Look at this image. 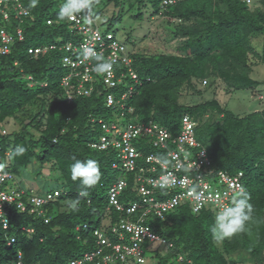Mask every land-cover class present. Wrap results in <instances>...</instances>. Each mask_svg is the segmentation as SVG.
<instances>
[{
	"label": "trees",
	"instance_id": "16d2710c",
	"mask_svg": "<svg viewBox=\"0 0 264 264\" xmlns=\"http://www.w3.org/2000/svg\"><path fill=\"white\" fill-rule=\"evenodd\" d=\"M127 1L130 0H92L96 10L92 12L94 22L96 17L104 16L108 6H113L116 11L107 20L104 31L111 32V25L122 22L125 14L122 8ZM21 2L29 15L21 22L13 19L11 22L23 29V40L13 42L10 52L0 56V126L14 116V120L20 121L21 129L6 131L5 135L0 133V162L10 161L9 168H0V172L13 176L3 186L15 181L20 187L23 179L17 180V177L26 171L31 161L36 160L40 167L50 162L56 171V187L43 191L29 183L20 189L25 191L26 199L33 190L36 194L58 192V196L54 202L42 207L47 223L41 216L16 210L14 205L6 207L10 227L8 230L0 227V264H16L18 253H22V264H67L80 255L74 252L78 249L76 246L83 248L82 255L96 248L91 231L101 223L108 188L117 179L114 175H122L110 168L111 151L89 147L100 131L99 127L90 124V117L110 118L111 109L105 107L104 101V94L109 90L102 85L103 74L92 72L91 95L73 96L69 100L61 84L69 70L58 60L61 53L49 46H61L69 41L76 43L77 35L69 29L66 19L58 17L55 0H35L34 6L33 0ZM160 2L133 0L135 12L131 17L138 22L143 20L144 14H148V18L163 17L168 25L173 24L174 36L186 41L173 54H145L137 49L147 37L131 41L128 48L125 42H129L130 35L127 34L123 42L114 36L131 57L139 82L127 103L132 106L138 121H151L172 136L179 133L183 116L195 121L197 115L201 117L209 112L204 123L196 124L194 137L206 151L208 169L212 172L243 173L242 184L251 197L253 218L246 232L222 241V251L212 238L210 229L215 218L209 210L193 214L188 206H180L164 220L147 224L157 235L171 240L177 248L176 253L185 254L189 264H264V110L239 117L216 100L195 106L178 102L182 87H191L193 80L206 78L208 68L232 90L252 89L257 85L249 73L255 64H264V9H250L246 0H179L168 6ZM258 3L264 6V0H258ZM131 7L128 5L126 12ZM48 20L53 22L46 23ZM176 20L179 21L177 24ZM200 25L203 29L195 28ZM257 36H261L259 52L251 42ZM122 70L115 67L116 78ZM78 81L79 77L70 78L71 90ZM131 83V79L125 77L111 89L113 95L118 90L114 95L116 100L124 92L123 85ZM215 113L220 117L213 119ZM32 129H36L37 139H34ZM17 145L24 146L26 152L23 156L13 157L11 152ZM141 151L161 154V150L150 146L141 147ZM73 158L94 159L101 171L100 181L87 189L89 195L80 198L75 210L66 204L63 207L62 203L63 200H75L81 190L79 181L71 179ZM125 176L131 183V176ZM137 199L128 188L119 197L122 204ZM109 216L116 220L119 213L111 209ZM77 225L79 230L75 231ZM22 227L32 231L25 232ZM11 239L14 240L12 243ZM111 240L114 241V237ZM163 250H156V264H177L175 254Z\"/></svg>",
	"mask_w": 264,
	"mask_h": 264
},
{
	"label": "built area",
	"instance_id": "2783aa9c",
	"mask_svg": "<svg viewBox=\"0 0 264 264\" xmlns=\"http://www.w3.org/2000/svg\"><path fill=\"white\" fill-rule=\"evenodd\" d=\"M161 5L168 6L179 0H160ZM249 3V0H246ZM29 11L22 6L21 0H0V56L7 55L13 42L22 41L24 32L21 26H13L11 19L21 22ZM90 16L92 23L86 17ZM68 27L78 41H69L61 46H49L51 50L61 53V66L69 70V74L62 79V85L67 98L73 96L89 97L92 93V68L95 61L88 60L81 63V53L84 47L92 48L100 53L106 61L113 62L111 73L103 74V83L109 92L104 94L105 107L111 109L110 118L90 117L89 122L100 129L97 140L90 142L89 147L97 151H111L110 168L122 173L108 188L106 194L105 213L108 221L102 220L98 228L93 229L96 248L82 257L70 260L67 264H147L146 244L165 247L173 255L177 264H187L185 256L176 254L174 243L160 237L149 226L148 220H164L165 216L180 206H188L191 213L198 214L202 210L216 212L223 203H228L235 197L239 186H243V173L234 174L225 171H209V161L206 151L199 146L194 137L195 121L185 115L181 118V128L177 135L172 136L167 130L151 121L143 123L133 115V108L127 102L135 93V84L139 83L137 73L132 67V59L125 46L118 42L112 32L105 33L95 24L89 10L76 14L74 19H66ZM46 23H52L48 20ZM39 50H34L38 52ZM30 52V50H29ZM70 62L65 63V59ZM115 67L123 68L119 77H115ZM71 77H79L73 90L69 87ZM129 77L132 81L118 100L111 92L121 81ZM31 79L30 77H28ZM205 83V81H203ZM75 93V94H73ZM1 135L6 130L0 126ZM151 138V141L148 140ZM151 147L161 150V154L168 156L170 165L162 168L154 159L156 155L145 154L142 148ZM8 155V153H7ZM167 172H172L176 183L168 188H160L152 181L157 180ZM131 176V183L126 176ZM13 176L0 172V223L3 230L9 228L8 210L6 207L15 206L22 213L41 216L46 223L42 207L54 202L58 192L36 194L30 191L25 198V191L17 186L7 188L4 182ZM193 186L197 193L190 195ZM128 189L138 198L122 204L119 197ZM199 195V200L195 198ZM114 209L119 217L114 223L110 211ZM107 221V222H106ZM108 223V226L106 225ZM85 227V226H84ZM30 232V231H29ZM114 237V241L111 238ZM157 247V246H155ZM16 264H22L20 260Z\"/></svg>",
	"mask_w": 264,
	"mask_h": 264
},
{
	"label": "rangeland",
	"instance_id": "374dc122",
	"mask_svg": "<svg viewBox=\"0 0 264 264\" xmlns=\"http://www.w3.org/2000/svg\"><path fill=\"white\" fill-rule=\"evenodd\" d=\"M55 1H56L55 9L60 8L62 0H55ZM132 1L133 0L127 1L125 6H123L122 8L123 13H125L122 22L115 23L110 27V31L121 42L125 40L127 34L130 35L129 42H127V40L125 42L128 48L131 46L130 45L131 41L133 40L136 41V39L141 38V36L147 37L146 38L147 40L145 39V41L142 42L143 44L139 46L137 52L145 53V54H157V53L173 54L177 47H180L185 43L186 41L185 38L174 36L173 24L168 25L163 19V17L150 16V18H148V14H144V18L141 22H138V20H135L133 17H131L132 15H134L135 12L133 7L134 4L132 3ZM130 4L132 5L131 10L126 12V9ZM248 5H250V9H255L257 7L262 10L264 9V6L258 3V0H249ZM55 9L53 8V10ZM94 11L96 10L93 5V7H91L90 9V12L92 13ZM105 11L106 12L104 16L96 17V21H95L101 31L106 30L107 20L110 19V17L116 11V9L110 5L108 6L107 9H105ZM146 12L147 11H145V13ZM178 22L179 21L176 20L175 24H177ZM195 28L199 30V29H203V26L200 25ZM251 42H252V46L256 48L257 52H259L261 36L253 37ZM254 70H255V75H254ZM251 71H253L252 77H254L257 80L264 81V65L260 64L257 65L256 68L252 67ZM207 74H208L207 77L204 79L193 80L191 87L189 86L182 87L183 90L180 92L178 99L179 104L187 105V106H195L205 101L216 100L222 107L227 108L234 115L242 117L245 113H249V111L254 110V108L256 107V104H253L252 101L257 99V101L259 102H264V90L258 91V89L255 90L253 88L250 90L248 89L244 91L241 90L238 92H232V87L229 84H227L225 80H222V78H218L216 75H214V73L211 72L210 68H208ZM203 80H206V83H203ZM123 86L125 91L127 89V85H123ZM117 91H114L115 96L117 95L116 93ZM209 116H210L209 112H206L201 117L197 115V117H194L195 123L197 125H200L201 123H204L209 118ZM218 117H220V115H217L216 113L213 115V119H216ZM14 118H15L14 116L9 117L8 119L5 120L4 122L5 125L2 124V126L4 125L3 128L7 131V133H10L12 131L18 132L21 129L20 121L14 120ZM105 118L107 120L109 119L108 117ZM25 123L29 124V122H25ZM43 123H45V120H43ZM31 132L34 139H37L39 135L37 134L36 129L34 130L32 129ZM98 134H101V132L98 131ZM0 164L4 165V167L1 169H7L10 166V161L9 159H5V161L0 162ZM209 171L212 170L209 169ZM120 176L117 174L114 175L115 178H118ZM54 177H56V171L54 168H52V164L50 162H47L43 164L42 167H40L38 162L36 160H33L30 162L26 171L17 177V180L23 179V182L25 184L31 183L32 185H34V187L38 186L39 187L38 189H41L43 191H50L52 188L57 186V183L54 181ZM23 182L22 184L24 185ZM5 186L7 188H12L13 186H15V181H11L7 183ZM62 203L68 205V201L66 200H63ZM215 213L216 212L212 213L214 218H215ZM262 218L264 221V213ZM154 220L156 219H150L148 220V222L153 221L154 223ZM106 225L108 226V223ZM215 245L220 251H222V242L219 243L215 242ZM76 247L78 249L75 250L74 252L80 254L79 256H77L78 258L82 256L83 248L81 249L79 248V246ZM159 248H163V247H160L159 245L156 244L149 246L148 244H146V249H147L146 261L148 262V264L157 263L158 259L154 256V254L156 250Z\"/></svg>",
	"mask_w": 264,
	"mask_h": 264
},
{
	"label": "clouds",
	"instance_id": "9594fccd",
	"mask_svg": "<svg viewBox=\"0 0 264 264\" xmlns=\"http://www.w3.org/2000/svg\"><path fill=\"white\" fill-rule=\"evenodd\" d=\"M34 4H35V0H33V6ZM91 7H92V0H62L61 6L60 8H58L57 15L61 20L74 19L76 17V14L85 12V10L90 11ZM86 19L88 23H92V19L90 18V16L86 17ZM81 56H82L81 63L88 60L95 61L92 71H94L97 74H104V73L110 74L113 69V62L106 61L100 53L94 51L92 48L84 47ZM69 62L70 61L66 58L65 63H69ZM25 152H26V148L24 146L17 145L12 150L11 155L13 157H19V156H23ZM149 159L150 160L154 159L162 168H167L170 165L169 158L165 154H158L155 157H149ZM73 160L74 162L70 165L71 179L73 181H79L81 190L79 191L78 197L75 200H71L68 202V207L72 210H75L80 202V198H85L89 195L87 189L95 186L100 181L101 171L98 161L94 159L80 160L73 158ZM3 167L4 165L0 164V168ZM152 183L154 185L159 186L160 188H168L173 186L176 183V180L172 172H167L165 175H162L157 180L152 181ZM195 193H197V187L193 186L189 194L192 195ZM195 198L199 200L200 197L197 194ZM250 199H251L250 194L245 189V187L239 186V190L235 195V197L232 198L228 203H223L219 206L218 210L215 213L214 223L210 229L212 238L215 242L217 243L222 242L225 239L231 238L236 234L244 233L247 231V225L253 218L252 217L253 206L250 203ZM64 206L65 204L63 205V207ZM105 207H106V203H105ZM103 219L104 220L108 219V214L105 213V208H104V213L102 215V220ZM109 220L111 221V223H114L116 221L111 219ZM8 221L10 227L9 211H8ZM82 226L83 228H86L85 224H83ZM0 227H1V223H0ZM22 230L28 233L29 231H32V229H27L25 227H22ZM78 230H79V226L77 225L75 227V231ZM92 238L95 239L93 235ZM13 241L14 240L11 239L10 243H12ZM163 248L166 249L165 247ZM182 255L185 256V254ZM173 257L175 259L176 255H174ZM16 258L17 261L20 260L22 262L21 260L22 253H18ZM185 261L187 262V264L190 263V261L186 260V256H185ZM146 263L148 264L147 261Z\"/></svg>",
	"mask_w": 264,
	"mask_h": 264
},
{
	"label": "crops",
	"instance_id": "0c3cea01",
	"mask_svg": "<svg viewBox=\"0 0 264 264\" xmlns=\"http://www.w3.org/2000/svg\"><path fill=\"white\" fill-rule=\"evenodd\" d=\"M261 64V63H260ZM260 64H255L253 67L254 68H256V66L257 65H260ZM261 65H264V64H261ZM252 70V69H251ZM256 70V69H255ZM255 70H254V75H255ZM253 71H250V74H249V77L252 79V80H254L256 83H257V85L254 87V89L255 90H257L258 89V91H263L264 90V81H261V80H257V79H255L254 77H252V73ZM253 89V88H252ZM244 90H248V89H244ZM244 90H242V91H244ZM250 90V89H249ZM238 91H241V90H232V92H238ZM253 102V104H256V107L254 108V110H252V111H249V113H254V112H261V111H263L264 110V102H259V101H257V99H255L254 101H252ZM249 113H245L243 116H245V115H247V114H249ZM26 186H27V183L25 184L24 183V185H22V183H21V185H20V187L21 188H26Z\"/></svg>",
	"mask_w": 264,
	"mask_h": 264
}]
</instances>
